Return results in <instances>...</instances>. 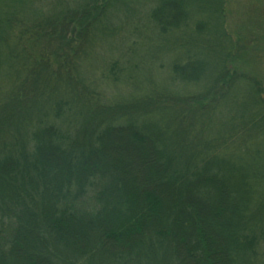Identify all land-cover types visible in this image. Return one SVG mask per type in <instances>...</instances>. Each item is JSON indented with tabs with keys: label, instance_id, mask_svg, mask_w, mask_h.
Masks as SVG:
<instances>
[{
	"label": "trees",
	"instance_id": "16d2710c",
	"mask_svg": "<svg viewBox=\"0 0 264 264\" xmlns=\"http://www.w3.org/2000/svg\"><path fill=\"white\" fill-rule=\"evenodd\" d=\"M229 4L0 0V264H264V82Z\"/></svg>",
	"mask_w": 264,
	"mask_h": 264
},
{
	"label": "rangeland",
	"instance_id": "374dc122",
	"mask_svg": "<svg viewBox=\"0 0 264 264\" xmlns=\"http://www.w3.org/2000/svg\"><path fill=\"white\" fill-rule=\"evenodd\" d=\"M229 5V24L241 29L243 33H251L257 48L245 59L241 58L237 66L246 72L250 71L254 77H259L264 82V0H230ZM257 28L261 33L259 36L253 32L257 31Z\"/></svg>",
	"mask_w": 264,
	"mask_h": 264
}]
</instances>
